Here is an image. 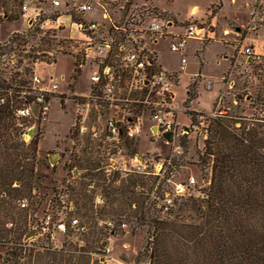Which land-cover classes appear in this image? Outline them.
<instances>
[{
	"label": "rangeland",
	"instance_id": "374dc122",
	"mask_svg": "<svg viewBox=\"0 0 264 264\" xmlns=\"http://www.w3.org/2000/svg\"><path fill=\"white\" fill-rule=\"evenodd\" d=\"M23 1L0 0V7H4L9 14V18L2 21L0 26V52L9 53L11 46L15 48L14 64L9 61L7 54L0 55V81L5 80V84L7 82L19 87L20 82L17 80L25 79L24 89H27L30 76L36 69L45 79L54 74L59 88L57 93L49 96L50 111L46 119L34 115L23 120L24 127L33 128V139H39L35 156L29 155L25 158L27 162L34 164V182L26 193L24 185L19 180L15 181L13 187L23 190L17 199L11 200L5 191L2 193L8 202L0 205V230H11L5 235L0 234V264H52L50 252L62 247L66 249L67 255H73L74 261L81 256L90 259L89 264H94V259L101 257H107L115 264H150L149 250L143 251L149 224L138 218L143 208L140 207L141 199L147 197L146 207L150 202L157 201L152 210L160 219L183 220L187 223L200 220L197 209H182V206L201 200L210 184L213 161L212 156L206 154L209 119L206 120L203 116L198 118L199 123H192L190 116L180 108L178 120V112L175 110L174 118L179 123L176 136L167 140L161 133L154 131V128L151 129L153 122L149 119V111L146 110L142 132L133 137L123 134L120 150L113 149L109 154L102 142L92 138L89 128L92 124L103 125L105 120L115 113L116 107L102 99L91 98L89 76L94 67L79 66L76 58L78 56L80 60L81 56L76 53L70 41H67L69 39H66L70 35L69 29H54L50 27L49 22H42L48 17L55 18L61 13V9L64 11V0H61V5H55L53 0H33L31 6L41 7L42 10L33 25H29L27 17L23 21ZM150 1L173 18L193 19L200 24L204 22L215 31L213 34L216 39L212 41L209 37L204 41L197 38L188 39L184 50L187 62L183 69L182 54L169 49V40L161 41V63L168 71L181 73L179 82L176 73V105H180L186 86L188 88L195 78L196 91L199 92L202 76H195L188 85L187 83L194 72L203 67L204 73L213 79L225 76V81H229L232 73L235 84L221 85L225 96L220 101L215 100L214 105V92L202 87L201 95L192 105L194 108L209 110L203 111L207 115L223 109L231 117L254 112L253 108L259 107V103L264 100V55L260 64L248 63L245 56L239 52V45L241 41L245 44H255L264 52V25L255 30L246 29L251 9L247 0ZM193 6H196L195 14L191 12ZM28 15L33 16L32 9ZM61 20L69 22L71 16L64 15ZM227 28L239 29L241 34L237 36L234 31L226 32ZM15 29L24 33L31 31L25 44L14 41L9 43L8 40L13 37L12 30ZM77 35L74 31V36ZM202 42L205 44L201 45ZM30 54L37 56L35 62H32ZM225 54L228 56H224ZM229 57L232 59V66L227 71ZM17 70L20 75H16ZM63 74L65 79L62 78ZM15 94L14 96H18L17 91ZM120 97L118 102L124 101V97L144 98L142 93ZM130 106L134 110L142 109L135 102ZM9 117L10 130L16 132V138L23 141L22 129L16 123L13 112ZM81 125L88 126V130H81ZM232 125L240 130L236 123ZM183 127L188 128L185 133H182ZM182 136H186L188 147L176 149L175 144L180 145ZM25 143L26 147L28 143ZM112 152L118 155L120 161L126 159L131 169H116L110 159ZM135 155H138L145 165L142 170L131 166V159ZM191 177L195 178V183H192L189 190L191 195H178L175 191L176 185L180 182L188 183ZM164 191H169L173 199L172 203H168V209H164ZM22 198L28 202L26 208H20L18 205ZM47 212L53 214L55 221L63 219L67 223L66 231H60L55 239L57 248H42L48 242L47 238L38 240L27 237L26 242L31 243L26 245L25 254H20L15 246L17 247L16 242L24 236H18V232H15L18 221L22 224H19L20 230L26 231L27 234ZM74 218L78 219L83 228L71 225ZM10 221H13V225L7 224ZM9 238L15 242H9ZM58 262L59 257L55 264Z\"/></svg>",
	"mask_w": 264,
	"mask_h": 264
},
{
	"label": "built area",
	"instance_id": "2783aa9c",
	"mask_svg": "<svg viewBox=\"0 0 264 264\" xmlns=\"http://www.w3.org/2000/svg\"><path fill=\"white\" fill-rule=\"evenodd\" d=\"M32 1L24 0L21 10L23 21L27 17L29 25H33L42 11L41 7L31 6ZM53 3L61 5L62 1L53 0ZM247 4L251 5V9L246 29L255 30L260 25H264V0H247ZM63 5L65 6L64 11L61 9V13L55 18L48 17L42 22H49L50 27L54 29H61V27L69 29L70 35L66 39H69L67 41H70L76 53L81 56L80 60H78V56L76 58L79 66L91 65L94 67L89 76L91 98L102 99L117 109L105 120L103 125L92 124L90 126L92 138L102 142L109 154L113 149L120 150L123 134L133 137L142 132L145 124L144 111L146 110L149 111V119L153 122L152 130L156 128L154 131L161 133L163 137L166 132H172V137H175L178 123L174 118L173 101L177 74L160 65L157 45L162 40H169V49L182 54L181 68H184L187 62L184 50L188 39L197 38L204 41L209 37L211 29L204 22L200 24L193 19L173 18L165 14L164 10H159L150 0H64ZM31 9L33 16L28 15ZM5 12L4 7L1 6L0 26L2 21L9 18ZM89 12L92 13L90 17L87 16ZM64 15H70L71 20L69 22L62 21L61 17ZM74 31L78 33L77 36H74ZM238 32L240 35V31ZM12 33L13 37L24 34L20 29L12 30ZM13 37L8 40L9 43L13 41ZM15 42L19 44L18 41ZM239 52L245 56L248 63L253 64H260L264 55L263 52L256 49L255 45L245 44L243 41L240 42ZM13 53L15 54V48L11 46L9 53L3 51L0 52V55L7 54L9 61L14 64L15 55ZM51 53L53 54V52ZM52 62L55 63V61ZM18 71L15 72L16 75H20ZM231 75L232 73H230L229 81H225L226 77L223 76L218 79L219 81L217 80L218 83L233 86L235 78ZM62 78L65 79V74L62 75ZM204 78L206 88L211 89L216 81L212 77L205 76ZM18 84L19 87L12 86L7 82L5 84V80L0 81V105L10 106L14 118L17 120L16 123L22 129V139L29 143L35 132L30 126L24 127L23 120L34 115L46 119L50 111L49 96L58 92L59 84L54 74H50L49 79H45L37 73L36 69L30 76V85L27 89H24L26 82ZM16 91L18 96H14ZM132 93H142L144 98L124 97V101L118 102L120 96H132ZM224 96L225 94L220 89L218 101ZM133 102L142 109L134 110L130 106ZM253 109L254 112L250 114L232 116L236 119V124L241 126L243 120L249 121V127L254 125L255 121L264 123V100L259 103V107L256 106ZM208 116L230 115L220 109L213 111ZM80 129L88 130V126L81 125ZM187 130L188 128L183 127L182 133ZM175 148L181 149V145L175 144ZM110 159L116 169H131L128 167L126 159L120 161L118 155L113 152ZM142 163L138 155L131 159V166L135 169L142 170V167H145ZM209 180L211 182V178ZM204 182L206 183V180ZM192 183H195L194 177H191L188 183H178L175 187L176 193L182 196L191 195L189 190H191ZM169 193V191L165 192L164 209H168V203H172L173 200ZM18 205L20 208H26L28 202L22 198L18 201ZM7 224L13 225V221ZM66 225V221L63 219L55 221L53 214L47 212L40 222L32 226L28 230L29 232L25 233L23 239L16 243L18 246L26 248V245L31 243L26 242L27 237L38 240L47 238L48 242L42 248L56 249L55 239L60 231H66ZM71 225L75 228H83L77 218L72 219ZM4 240L1 241L5 242L6 240ZM7 240L9 241V239ZM99 263L115 264L110 262L107 257L99 258Z\"/></svg>",
	"mask_w": 264,
	"mask_h": 264
},
{
	"label": "trees",
	"instance_id": "16d2710c",
	"mask_svg": "<svg viewBox=\"0 0 264 264\" xmlns=\"http://www.w3.org/2000/svg\"><path fill=\"white\" fill-rule=\"evenodd\" d=\"M30 32L14 36L13 41L25 44ZM30 57L36 61L37 56ZM196 81L195 78L187 88L184 111L192 123H199L198 118L203 116L209 119L206 154L212 156V176L205 196L185 203L182 209H197L200 220L187 223L160 219L152 210L157 201L146 207L147 197L141 199L143 208L138 218L149 224L143 251L149 250L150 264H264V123L255 121L249 127V121L243 120L237 130L232 125L236 123L234 117H210L195 110L192 101L198 97ZM20 82L25 84L26 80ZM11 113L9 105H0V205L7 201L3 191L11 200L22 194L21 188L13 187L15 181L24 185L26 193L33 186L34 164L25 158L35 156L39 143L34 138L25 147L24 140L16 138L18 134L10 130ZM185 138L182 136L179 143L187 149ZM19 224L22 225L18 221L15 232L24 236L26 231L20 230ZM10 230H0V234ZM16 248L20 254L27 249L18 245ZM65 252L64 247L50 252L52 264L58 257V264L90 263L81 256L74 261L73 255ZM93 262L100 264L98 258Z\"/></svg>",
	"mask_w": 264,
	"mask_h": 264
},
{
	"label": "crops",
	"instance_id": "0c3cea01",
	"mask_svg": "<svg viewBox=\"0 0 264 264\" xmlns=\"http://www.w3.org/2000/svg\"><path fill=\"white\" fill-rule=\"evenodd\" d=\"M211 2H213V1H211ZM210 2V3H211ZM209 3V4H210ZM195 11H196V6H193L192 7V9H191V12H192V14H195ZM87 16L88 17H90V16H92V13H87ZM226 31H228L229 33L232 31H234L236 34H237V36L239 35V29H237V30H233V29H230V28H227L226 29ZM213 33H215V31H213V30H211L210 31V33H209V38H211V41L215 38V35L213 34ZM216 39V38H215ZM223 39V38H222ZM235 40H237V38H234ZM225 41H227L226 39H225ZM237 41H241V40H237ZM228 42V41H227ZM204 42H202L201 43V45L203 44ZM161 44V42L157 45V48H158V56H159V63H160V65L163 67V68H165V69H167V67H165L162 63H161V61H160V55H161V52H159V45ZM205 44V43H204ZM206 45H208V44H206ZM205 45V46H206ZM253 45H255V44H253ZM255 47H256V49L257 50H259L258 49V47L255 45ZM260 51V50H259ZM260 52H262V51H260ZM264 53V52H263ZM224 56H228V54H225ZM229 61H230V63H229V65H228V67H227V71L231 68V66H232V59H231V57H229ZM185 68V67H184ZM183 69V68H182ZM173 71H176V70H174V69H172ZM225 70V71H226ZM176 73L178 74V78H179V80H178V82L181 80V73H180V71H176ZM202 76V80L200 81V84H199V92H198V97L196 98L197 100H198V98H199V96L201 95V89H202V87H204V88H206V86H205V84H204V81H203V77L204 76H208V77H210L208 74H206V73H204V71H203V67H201V68H199V70L198 71H196V72H194V74L192 75V77L190 78V80H189V82L187 83V85L190 83V81H192V78H194L195 76ZM212 77V76H211ZM213 78V77H212ZM216 82L214 83V85H213V87L211 88V90L214 92V100H213V105H214V102H215V100H217V98H218V94H219V92H220V86H221V84L220 83H218L217 82V80L218 79H214ZM178 84V83H177ZM207 89V88H206ZM176 96H177V92H176V89H175V97H174V101H173V106H174V111L176 110L177 112H178V116H177V118H178V120H179V116H180V110L182 109L183 111H184V106H183V102H184V100L187 98V86H186V92H185V95L184 96H182L181 97V101H180V105L179 106H177L176 105ZM196 99H194L193 101H192V105L193 104H195V102L197 101ZM196 100V101H195ZM193 107V106H192ZM181 108V109H180ZM194 108V107H193ZM195 110H198V111H209V110H206L205 108H199V109H196V108H194ZM191 119V118H190ZM176 120V119H175ZM178 120H176L177 122H178ZM179 124V123H178Z\"/></svg>",
	"mask_w": 264,
	"mask_h": 264
},
{
	"label": "water",
	"instance_id": "95a60500",
	"mask_svg": "<svg viewBox=\"0 0 264 264\" xmlns=\"http://www.w3.org/2000/svg\"><path fill=\"white\" fill-rule=\"evenodd\" d=\"M155 130H156V128H154ZM164 137L166 138V139H168V140H171L172 139V132H166L165 134H164Z\"/></svg>",
	"mask_w": 264,
	"mask_h": 264
}]
</instances>
